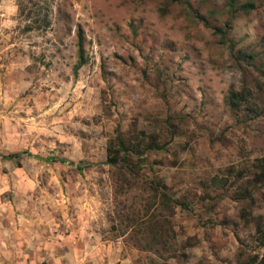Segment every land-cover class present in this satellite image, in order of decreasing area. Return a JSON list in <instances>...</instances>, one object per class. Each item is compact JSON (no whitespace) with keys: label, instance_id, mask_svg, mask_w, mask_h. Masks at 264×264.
Wrapping results in <instances>:
<instances>
[{"label":"rangeland","instance_id":"obj_1","mask_svg":"<svg viewBox=\"0 0 264 264\" xmlns=\"http://www.w3.org/2000/svg\"><path fill=\"white\" fill-rule=\"evenodd\" d=\"M21 151L92 165L0 159V264H255L264 0H0V154Z\"/></svg>","mask_w":264,"mask_h":264},{"label":"trees","instance_id":"obj_2","mask_svg":"<svg viewBox=\"0 0 264 264\" xmlns=\"http://www.w3.org/2000/svg\"><path fill=\"white\" fill-rule=\"evenodd\" d=\"M228 4L231 6L233 5V0H228ZM253 7V3H243L239 8L240 9H244V10H248L250 8ZM81 49H82V46L81 44H79V52H81ZM83 62V60H80L78 62V65H81ZM241 101V98L240 96L236 93V92H231V95H230V100H229V105H231L232 107H234L236 104H238L239 102ZM119 143H120V148L118 150H115V155H109L107 157V160H106V163H109L111 165H114V166H117L118 164V159L120 158V160L123 162L122 164V167H126L128 165V156L126 155V148L124 147V144L122 142L121 139H119ZM153 147H158L156 144H151ZM110 149L112 150V148H109V152H110ZM122 153V156H119L118 153ZM23 155H28V156H35L37 158H41V159H57L61 162H64V163H67L69 165H72L74 167H76L77 169H82L83 167L85 166H90L92 165L91 162H85V161H73V160H69V159H65V158H43L41 156H38V155H34L32 154L31 152H28V151H21V152H11V153H7V154H0V159H5V160H15V161H18V159L20 157H22ZM119 157V158H118ZM159 188L158 189H161L163 188L161 185H158ZM162 194L166 196L165 192H162ZM150 223V221L148 220L147 221V224L146 226H148V224ZM151 241L153 243H155V245L153 246L154 249H156L155 251L156 252H160V249L161 247L164 245V242L162 240V236L161 235H158L154 232H151ZM158 244H161L160 247H158ZM156 247V248H155ZM252 260L254 261L255 264H264V256H262L260 259L257 258V256H254L252 258Z\"/></svg>","mask_w":264,"mask_h":264}]
</instances>
